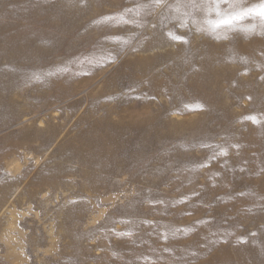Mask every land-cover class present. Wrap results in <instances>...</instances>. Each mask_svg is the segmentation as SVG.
<instances>
[{
  "label": "rangeland",
  "instance_id": "obj_1",
  "mask_svg": "<svg viewBox=\"0 0 264 264\" xmlns=\"http://www.w3.org/2000/svg\"><path fill=\"white\" fill-rule=\"evenodd\" d=\"M262 2L0 0V264H264Z\"/></svg>",
  "mask_w": 264,
  "mask_h": 264
},
{
  "label": "snow or ice",
  "instance_id": "obj_2",
  "mask_svg": "<svg viewBox=\"0 0 264 264\" xmlns=\"http://www.w3.org/2000/svg\"><path fill=\"white\" fill-rule=\"evenodd\" d=\"M159 2H160V0H157V3H159ZM219 3H220V0H217V4H216L217 8L219 7ZM252 13H258L261 16H264V2H262L259 5L253 6L252 8L246 9L240 13L230 15L220 22L221 23H231L233 20L241 19V18H243V16L248 15V14H252ZM210 23H212V22L210 21ZM173 38L174 39H183V37H178V36L173 37Z\"/></svg>",
  "mask_w": 264,
  "mask_h": 264
}]
</instances>
